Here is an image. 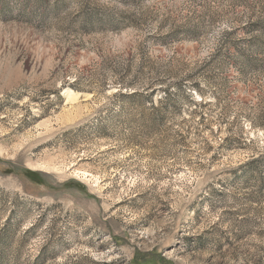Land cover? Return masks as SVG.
I'll use <instances>...</instances> for the list:
<instances>
[{"label":"rangeland","instance_id":"1","mask_svg":"<svg viewBox=\"0 0 264 264\" xmlns=\"http://www.w3.org/2000/svg\"><path fill=\"white\" fill-rule=\"evenodd\" d=\"M142 257L264 264V0H0V264Z\"/></svg>","mask_w":264,"mask_h":264},{"label":"trees","instance_id":"2","mask_svg":"<svg viewBox=\"0 0 264 264\" xmlns=\"http://www.w3.org/2000/svg\"><path fill=\"white\" fill-rule=\"evenodd\" d=\"M136 260H137V259H136ZM138 261H140L139 263H142V264H143V263H145L146 260L144 259V257H142V258H140ZM141 261H142V262H141ZM137 264H138V263H137Z\"/></svg>","mask_w":264,"mask_h":264}]
</instances>
